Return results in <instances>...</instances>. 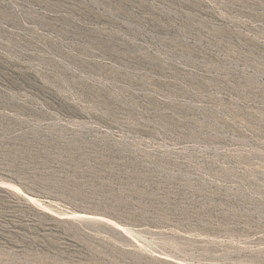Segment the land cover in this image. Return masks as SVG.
Returning <instances> with one entry per match:
<instances>
[{
    "label": "rangeland",
    "instance_id": "rangeland-1",
    "mask_svg": "<svg viewBox=\"0 0 264 264\" xmlns=\"http://www.w3.org/2000/svg\"><path fill=\"white\" fill-rule=\"evenodd\" d=\"M0 264H264V0H0Z\"/></svg>",
    "mask_w": 264,
    "mask_h": 264
},
{
    "label": "trees",
    "instance_id": "trees-1",
    "mask_svg": "<svg viewBox=\"0 0 264 264\" xmlns=\"http://www.w3.org/2000/svg\"><path fill=\"white\" fill-rule=\"evenodd\" d=\"M30 234H31V238H32V237H33V235H32V234H33V232H30ZM28 235H29V234H28Z\"/></svg>",
    "mask_w": 264,
    "mask_h": 264
}]
</instances>
